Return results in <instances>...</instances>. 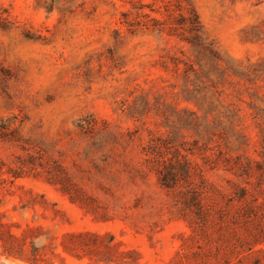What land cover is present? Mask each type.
Wrapping results in <instances>:
<instances>
[{
  "label": "rangeland",
  "instance_id": "rangeland-1",
  "mask_svg": "<svg viewBox=\"0 0 264 264\" xmlns=\"http://www.w3.org/2000/svg\"><path fill=\"white\" fill-rule=\"evenodd\" d=\"M190 3L205 53L179 0H0V234L38 264H98L63 250L73 233L177 264L191 228L155 163L179 150L216 203L251 182L264 215V0ZM229 155L260 165L246 180ZM0 261L31 264L1 239Z\"/></svg>",
  "mask_w": 264,
  "mask_h": 264
},
{
  "label": "trees",
  "instance_id": "trees-1",
  "mask_svg": "<svg viewBox=\"0 0 264 264\" xmlns=\"http://www.w3.org/2000/svg\"><path fill=\"white\" fill-rule=\"evenodd\" d=\"M179 3H188L186 13L179 15L181 39L198 49L199 53H205L207 46L204 45L198 12L190 0H179ZM123 16L127 18L128 13H123ZM149 152L152 159L156 151L153 149ZM231 159L233 156L229 155L226 170L246 180L251 179L255 166L260 165L258 160L251 157L245 161L239 158L232 162ZM155 166L163 188L168 191L181 190L178 193L180 209L191 228V233L184 238L182 251L178 252L177 264H264V215L249 187L250 181L249 185L234 184L225 203L219 205L208 188L194 182V171L199 165L187 153L179 150L167 161L155 163ZM3 234H0V239L6 255L25 256L31 264H38L42 260V246L37 245L36 239L31 241L29 254L14 234ZM62 247L65 252L79 258L93 252L99 258L98 264H143L136 250L122 249L113 235L73 233L66 236ZM80 251H84V255Z\"/></svg>",
  "mask_w": 264,
  "mask_h": 264
},
{
  "label": "water",
  "instance_id": "water-1",
  "mask_svg": "<svg viewBox=\"0 0 264 264\" xmlns=\"http://www.w3.org/2000/svg\"><path fill=\"white\" fill-rule=\"evenodd\" d=\"M0 264H5V263L0 261Z\"/></svg>",
  "mask_w": 264,
  "mask_h": 264
}]
</instances>
